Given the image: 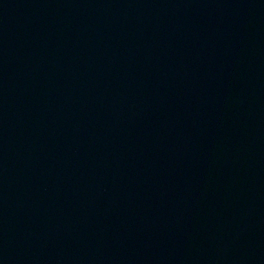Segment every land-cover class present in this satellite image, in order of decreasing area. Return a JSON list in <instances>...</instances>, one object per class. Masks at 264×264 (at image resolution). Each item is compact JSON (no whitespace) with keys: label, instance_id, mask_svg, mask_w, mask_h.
<instances>
[{"label":"water","instance_id":"1","mask_svg":"<svg viewBox=\"0 0 264 264\" xmlns=\"http://www.w3.org/2000/svg\"><path fill=\"white\" fill-rule=\"evenodd\" d=\"M0 264H264V0H0Z\"/></svg>","mask_w":264,"mask_h":264}]
</instances>
